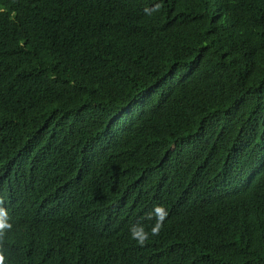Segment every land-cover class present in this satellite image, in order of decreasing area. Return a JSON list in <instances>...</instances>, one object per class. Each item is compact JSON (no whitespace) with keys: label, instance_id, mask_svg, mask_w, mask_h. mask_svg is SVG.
Masks as SVG:
<instances>
[{"label":"trees","instance_id":"1","mask_svg":"<svg viewBox=\"0 0 264 264\" xmlns=\"http://www.w3.org/2000/svg\"><path fill=\"white\" fill-rule=\"evenodd\" d=\"M0 200L4 264H264V0H0Z\"/></svg>","mask_w":264,"mask_h":264},{"label":"clouds","instance_id":"2","mask_svg":"<svg viewBox=\"0 0 264 264\" xmlns=\"http://www.w3.org/2000/svg\"><path fill=\"white\" fill-rule=\"evenodd\" d=\"M3 204V201L0 200V205ZM168 213L162 205L154 206L153 213L148 215V219H155V224L150 229V234L152 236L159 235L160 230L163 227L164 220L166 219ZM7 212L3 207H0V240L3 239L5 230L10 229L12 225L7 222ZM131 238L136 240L137 243L143 245L149 238V232L145 230L142 225H134L131 228ZM5 250L0 246V264H4L5 261Z\"/></svg>","mask_w":264,"mask_h":264}]
</instances>
